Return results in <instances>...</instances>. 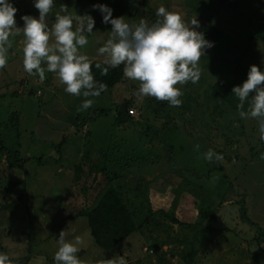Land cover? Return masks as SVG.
I'll use <instances>...</instances> for the list:
<instances>
[{"label": "rangeland", "instance_id": "obj_1", "mask_svg": "<svg viewBox=\"0 0 264 264\" xmlns=\"http://www.w3.org/2000/svg\"><path fill=\"white\" fill-rule=\"evenodd\" d=\"M10 2L18 9V27H23V15L39 17L34 0ZM94 4H106L113 18L123 16L130 24L141 19L151 24L164 6L186 21L197 18V30L214 46L199 61V81L179 86V107L137 96L139 82L125 78L110 93L88 97L94 103L85 110L81 105L86 98L66 93L54 73L46 71L43 81L26 73L22 33L10 37L8 63L0 69V121L6 124L9 145H21L22 154L32 161L17 172L0 160V208L18 201L12 214L0 211V252L14 264H55L64 230L66 240H83L77 255L85 264L114 256H123L127 264H264V240L257 242L259 231H264V159L254 158L250 149L263 141L258 122L240 118L239 100L232 94V88L247 79L251 65L264 71V43L253 38L264 19V0H139L138 5L134 0H54L49 26L61 5L75 18L74 29L81 19L86 25L85 15L94 18L93 32L81 52L92 62H102L98 49L112 26L102 23ZM239 66L247 73L238 76ZM217 83L230 88L231 102L215 93ZM124 100L133 102L129 109L135 112L129 111L131 119L118 126L115 108ZM102 109L108 112L95 115ZM14 112L22 119L12 126L7 121ZM78 115L89 118L81 132L74 121ZM64 136L68 144L59 155L56 146ZM209 149L222 154L223 160L205 159ZM94 163L108 165L116 179L110 182L99 173L93 184ZM79 165L82 172L77 177ZM109 185L130 206L138 209L143 203L144 215L160 211L136 237L111 253L95 245L86 219L75 216L86 204L95 206ZM84 186L91 189L88 199L82 196ZM31 241L35 245L29 248Z\"/></svg>", "mask_w": 264, "mask_h": 264}, {"label": "clouds", "instance_id": "obj_2", "mask_svg": "<svg viewBox=\"0 0 264 264\" xmlns=\"http://www.w3.org/2000/svg\"><path fill=\"white\" fill-rule=\"evenodd\" d=\"M138 5L139 0H134ZM54 0H34L39 17L23 15V27H18L15 19L18 9L10 0H0V69L7 66L9 50L13 44L10 37L22 33L23 67L29 75H38L43 81L45 72L54 73L64 85V91L73 96H83L81 109H88L94 101L88 97H99L107 91V85L97 81L92 68L93 62L81 49L88 44V35L93 32L95 20L90 15L79 21L74 29V17L67 12V6L61 5V13L55 15L54 23L49 26L47 17L52 11ZM93 10L102 14V23L111 24L109 38L98 49L103 56L102 63L95 68L106 76L110 69L123 65L125 78L139 82L135 93L139 97H154L158 101H167L170 106L182 104L183 92L179 86L189 81H199L202 69L199 61L205 56L206 49L214 46L198 31L197 18L186 21L181 13L169 11L160 6L156 19L149 24L141 19L130 24L125 17H112V9L106 4H94ZM239 103L237 110L241 119H255L258 122L259 138L264 141V71L257 65H251L247 79L242 85L232 88ZM248 108L245 110V103ZM81 109H78L81 110ZM199 148V145H196ZM204 158L222 161V154L209 149ZM264 159V153L261 154ZM58 250L54 255L55 264H85L78 257L83 244L81 237L65 239V231L58 237ZM0 264H14L8 254L0 252ZM96 264H127L123 256L102 259Z\"/></svg>", "mask_w": 264, "mask_h": 264}, {"label": "trees", "instance_id": "obj_3", "mask_svg": "<svg viewBox=\"0 0 264 264\" xmlns=\"http://www.w3.org/2000/svg\"><path fill=\"white\" fill-rule=\"evenodd\" d=\"M223 0H220L222 2ZM36 8L33 7V10ZM262 24L258 30L255 31L253 38L255 37V40L258 39L264 43V19L262 18L261 20ZM252 43V41H251ZM96 63H102V62H93V74L96 78L97 81H101L107 85V91L101 93V96L110 93L117 85H121L125 79L123 75V65L115 68V69H110L108 74L106 76H102L100 74V70L95 68ZM246 72V69H242L241 66L236 68V74L239 75H244ZM214 91L215 93L224 101L226 102H231L232 100L229 99L230 97V88L222 83H217L216 86H214ZM162 104V103H161ZM133 106V102L131 100H124L122 105H117L115 108V113H116V124L118 126H123L128 123L129 119H131V116L129 114V111ZM152 109L154 110L153 106H151ZM163 107V108H162ZM162 108L163 111L165 106L162 104L160 106V109ZM108 111L105 109H102L101 112L95 113L97 115L98 113L100 114H105ZM161 113V112H160ZM17 112L10 113L9 119L7 123L9 125L14 124V122L20 123V118ZM75 125L77 130L80 132L84 127L86 126V122L89 120L85 119L78 116H75ZM82 122V123H78ZM19 125V124H17ZM84 125V127H83ZM6 124L5 122L0 121V160L4 159V163L6 164V167L9 171H20L23 170L26 164L32 161V158L25 156L22 154L19 145L17 148H13L9 145L8 140H6L7 135H6V130H5ZM83 127V128H82ZM79 132V133H80ZM78 133V131H77ZM90 135V132L88 133ZM17 136L15 137V139ZM249 142V141H248ZM68 144V138L66 136L63 137L62 141L59 143V145L56 146V149L61 155V149H63L66 145ZM257 144L259 146L255 148H251L252 150V155L254 158H259L261 157V154L264 153V141L263 142H258ZM172 154L174 152L173 148L170 151ZM38 161H41L40 158ZM109 168L108 165H103V167L98 166L97 163H94L93 166L90 168L91 173L95 172L96 175L94 176L93 179V184L98 182V175L99 173H105L106 177L110 182H113L116 178L114 175H111L109 173ZM82 172V167L79 165L77 167V177H80V173ZM116 172V171H115ZM180 172L184 175L186 173H183V171L180 170ZM118 173V172H117ZM188 173V172H187ZM210 177V174L208 175ZM110 187L105 191L99 202L95 206H90L86 204L84 208L78 213V215L75 216H80V218H85L87 221V226L89 228L91 237L97 247L100 249L104 250L107 253H111L114 249H116L119 245L127 241L128 239L132 237H136L137 234L141 232V229L143 227H147L149 222L153 219H155L156 213L159 212H148L147 215H144L143 213L145 212V209H141L142 207H146L143 203L140 205L138 209L133 207L132 205L130 206L129 201L122 196V194L115 189L113 185H109ZM18 189V186L17 188ZM90 187L84 186L82 189V196L86 199L89 197V191ZM7 191V192H12ZM21 196H25L24 193H22ZM18 203L17 202H12L6 205H3L0 208L1 210L4 211H9L10 214L13 213V208L14 205ZM149 207V206H148ZM143 211V212H142ZM139 216V220L137 218ZM71 212L68 214V218H71ZM243 217H245L243 215ZM212 224L215 222V218L211 220ZM253 225V223H251ZM259 238L257 240L258 243H261L264 240V231H259ZM35 243L29 242L28 247L34 246ZM163 257L160 259L162 260Z\"/></svg>", "mask_w": 264, "mask_h": 264}, {"label": "built area", "instance_id": "obj_4", "mask_svg": "<svg viewBox=\"0 0 264 264\" xmlns=\"http://www.w3.org/2000/svg\"><path fill=\"white\" fill-rule=\"evenodd\" d=\"M130 112L133 114L135 111L133 109H131Z\"/></svg>", "mask_w": 264, "mask_h": 264}]
</instances>
